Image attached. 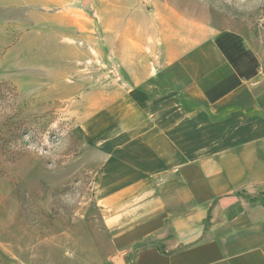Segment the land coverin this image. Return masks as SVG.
I'll return each mask as SVG.
<instances>
[{"label":"rangeland","instance_id":"374dc122","mask_svg":"<svg viewBox=\"0 0 264 264\" xmlns=\"http://www.w3.org/2000/svg\"><path fill=\"white\" fill-rule=\"evenodd\" d=\"M173 11L247 31L264 0H0V264L131 263L109 224L132 180L109 177L110 152L156 101L141 93Z\"/></svg>","mask_w":264,"mask_h":264},{"label":"crops","instance_id":"0c3cea01","mask_svg":"<svg viewBox=\"0 0 264 264\" xmlns=\"http://www.w3.org/2000/svg\"><path fill=\"white\" fill-rule=\"evenodd\" d=\"M171 13L152 45L159 90L141 93L156 101L110 152L109 177L132 180L110 233L130 264H264V19Z\"/></svg>","mask_w":264,"mask_h":264},{"label":"trees","instance_id":"16d2710c","mask_svg":"<svg viewBox=\"0 0 264 264\" xmlns=\"http://www.w3.org/2000/svg\"><path fill=\"white\" fill-rule=\"evenodd\" d=\"M218 43H219V45H221V41L220 40H218ZM221 47H223V46L221 45ZM223 49L227 52V54H229V51L226 48H223Z\"/></svg>","mask_w":264,"mask_h":264}]
</instances>
